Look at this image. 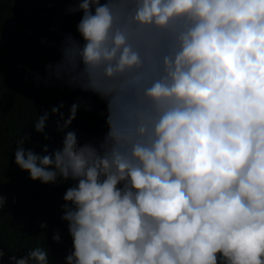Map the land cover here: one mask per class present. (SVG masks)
<instances>
[{"label":"clouds","instance_id":"1","mask_svg":"<svg viewBox=\"0 0 264 264\" xmlns=\"http://www.w3.org/2000/svg\"><path fill=\"white\" fill-rule=\"evenodd\" d=\"M66 11L81 13L76 31L35 80L98 95L106 130L81 140L70 125L94 106L80 97L65 112L61 100L32 121L52 140L56 114L61 144L37 151L23 131L14 148L32 179L72 181L60 204L72 244L57 264H264V0H69ZM54 259L39 243L0 247V264Z\"/></svg>","mask_w":264,"mask_h":264},{"label":"trees","instance_id":"2","mask_svg":"<svg viewBox=\"0 0 264 264\" xmlns=\"http://www.w3.org/2000/svg\"><path fill=\"white\" fill-rule=\"evenodd\" d=\"M68 2L0 0V192L8 194V206L0 209V247L8 255H23L39 243L49 249L50 257H55L52 264L63 261L72 244L60 208L63 192L72 181L53 184L32 179L27 170L15 163L16 141L23 131H29L32 141L27 146L34 144L37 151L42 150L43 143L60 145L63 133L56 130V114L48 121L52 140L36 131L32 121L38 112L61 100L65 102L62 110L67 112L68 106L80 97L94 107L89 110L82 106L70 127L78 130L81 140L102 135L106 130L99 114L105 102L98 95L55 81L38 83L34 77L35 72L46 74L45 64L59 58L63 33L76 31L81 13L67 12ZM42 37H47L48 43L42 42ZM44 219L48 221L46 230L40 227ZM57 227L63 236L61 242L52 238Z\"/></svg>","mask_w":264,"mask_h":264}]
</instances>
